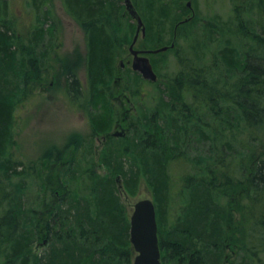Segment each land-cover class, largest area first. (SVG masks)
<instances>
[{"label": "trees", "instance_id": "trees-1", "mask_svg": "<svg viewBox=\"0 0 264 264\" xmlns=\"http://www.w3.org/2000/svg\"><path fill=\"white\" fill-rule=\"evenodd\" d=\"M8 1L0 0V179L4 178L11 185L14 176L29 175L26 169L25 172L18 170L21 162L13 159V130L18 107L36 94L47 77L46 27L51 0L28 3L36 14L35 22L28 27H21L12 17ZM147 1V40L153 43L154 37L165 29L168 18L167 12L159 11L156 4L166 10L173 4L167 0ZM63 2L71 16L87 30L88 47L84 62L86 84L69 69L68 91L75 99L98 108L108 102L106 93L111 90V80L122 73L118 67L119 49L129 43L132 29L128 24L132 28L134 25L129 22L122 0ZM258 8L262 17L258 23L260 34L252 30L255 27L251 24V30L240 35L250 48L238 56L244 59L243 63H237L224 48L216 53L218 62L213 58L212 69L217 66L220 71L225 66L227 71L218 76L211 75V69L197 59L203 51L201 40L205 34V31L199 32L198 38L187 45L188 50L179 54V57L185 56L179 59L169 86L166 84L162 90L161 84H153L160 90L159 103L154 109L145 104L138 106V115L131 124L135 137L130 142L112 139L100 155L99 162L118 166V173L124 177V192L128 195L137 196L136 187L141 180L148 181L153 187L162 264L167 259L173 264H218L215 254L220 253L222 259L226 249L222 241L228 225L235 220L233 206H237L242 217L249 221V238L244 246L253 257L264 253V159L252 155L264 138V0H258ZM214 30L213 27L206 29L212 35ZM234 72L240 73L236 80L230 78ZM135 83L133 95L143 96L145 81L138 76ZM106 113L90 117L97 135H107L114 124L110 112ZM236 132L241 135L239 144L229 142L236 138ZM226 136L229 140L225 142ZM170 140H174V149L166 146ZM201 142L208 143L207 152L200 154V150L191 157L189 153L200 148ZM237 146L241 150L236 155ZM54 161L63 166V174L50 185L55 187L62 181L57 192L62 196L63 204L74 202H68V210L58 206L53 210L45 205L47 214L43 217L37 214L33 223L22 226L20 223L25 217L22 207L8 208L0 219V244L12 248L10 257L14 264H31L32 247L26 239L31 236L30 225L35 232L34 238L46 237L54 242L48 254L37 258V264H89L96 254L100 255L92 264H120L134 250L128 219H122V209L118 207V193L121 192L114 177L103 178L93 172V176L86 177L90 181L89 193L95 195L97 205L93 214L95 223H92L89 222V209L84 208V214L81 213L75 201L78 193L69 191L71 179L63 177L70 169L69 160L57 156ZM177 161L178 164L188 162L186 169L192 167L194 172L183 171L178 185L173 183L169 172L171 164ZM132 168H138L142 173L132 174ZM129 169L131 171H125ZM6 182L0 180V205L7 203L11 196ZM18 194L22 195L19 189ZM80 216L86 221L83 226H91L88 231L81 228L82 235L88 238L89 248L76 250L80 240L74 237L75 234L78 236L75 227ZM58 228L60 231L57 232ZM98 243L103 248L96 250L94 247Z\"/></svg>", "mask_w": 264, "mask_h": 264}, {"label": "rangeland", "instance_id": "rangeland-1", "mask_svg": "<svg viewBox=\"0 0 264 264\" xmlns=\"http://www.w3.org/2000/svg\"><path fill=\"white\" fill-rule=\"evenodd\" d=\"M30 1H8L12 12L11 15L21 27H28L35 22L36 14L28 6ZM167 1H171L173 4L169 10L163 9L160 4H156L159 11L167 12L168 14V18L165 19V29L154 37L153 43L148 42V33H146L145 37L141 33L134 47L140 51H153L168 47L165 52L142 55L147 56L152 62L158 80H145L141 73L133 70L134 56L130 52V46L135 37L137 22L128 16L129 22L134 25V28L128 24L132 29L129 43L123 44L119 49L118 67H121L122 73L111 80V90L106 93L108 102L98 108L89 102L75 99L68 91L67 71L69 69L74 71L80 80L86 84L84 62L88 51L87 30L67 11L63 0L50 1V9L47 11L49 12L47 13L49 24L46 27L48 31L46 42L49 49L47 52L48 59L46 58L47 77L36 94L18 107L13 130L15 141L11 150L13 159L21 162L18 170H24L25 172L26 169L29 175L24 173L22 177L14 176L10 183L11 185L1 177L2 183H7L11 196L9 197L10 199L8 198L7 203L0 205V219L8 208L13 210V206L16 205L21 206L25 214V220L23 219V223H20V226L26 223H33L37 214L40 217L47 214L48 209L45 208V205L53 210L57 206L62 207L61 209L63 210L69 209L68 204L74 201H68L69 203L63 204L62 196L57 192V186L59 184L63 185L62 181L57 183L55 187L50 185L55 183L56 179L63 174V166L54 161L57 156H61L65 160L68 159L70 164V169L63 176L65 180H67V177L71 179L69 191L78 193V198L75 201L80 206L81 213L84 212V208L89 209L91 221L86 219L95 223L96 217L93 214L97 211V205L94 199L95 195L91 196L89 193L91 190L90 181L86 177L92 175V172L99 174L103 178L113 176L116 184V180L120 177L122 185H124V177L118 173V166L99 162L100 155L106 144H110L112 139L117 141L116 139L120 138L119 140H128L130 142L135 137V131H133L131 124L132 120L138 115V106L145 104L146 107L154 109L155 104L159 103L158 95L160 90L159 88L156 89L153 84H161L162 90H165L166 84L169 86L170 79L176 74L179 59L185 56L180 55L179 57V54L188 50L187 45L192 44L193 40L198 38L199 32L205 31L204 39L201 40L203 51L197 59L199 58L205 67L211 69V75L218 76L220 72H225L227 69L225 66L221 67L220 71L217 70L219 69L217 66L212 69L215 65L213 58L217 62L219 60L216 53L222 52V49L225 48L228 50L227 53L236 59L237 63H243L244 59L238 56L244 55L250 48L246 45V39L241 38L240 35L247 34L251 30V24L256 28L252 30L257 31L258 34L261 32L258 23L262 20V17L258 8V0ZM122 2L125 5L124 0ZM132 2L143 17L147 32L148 1L132 0ZM211 27L215 29L213 35L210 31H206L207 28ZM233 50L235 53H233ZM123 64L125 67L122 66ZM239 70L241 71V69ZM135 72L145 81L143 84V96H136L132 93V89L136 84L135 80H138ZM159 75L163 76V78H159ZM239 76L240 73L238 72L230 74V78L232 77L234 80ZM166 99L170 100L168 96H166ZM106 112H110V116L115 120L114 124L107 135H97L90 117L92 114H105ZM113 134L119 137H115ZM84 138L86 139L85 142ZM240 138L241 135L236 132V138L230 139L229 142L239 144ZM228 140L229 138L226 136L223 141L226 142ZM195 142L197 141L195 140ZM201 145L200 148L196 147V150H191L189 155L194 157L200 150V154L206 153L209 148L208 143L201 142ZM166 146L174 149V140H170ZM239 150L241 149L237 146L236 155ZM252 155L254 158L264 159V138ZM125 156L123 154V157ZM166 157L167 155L164 156V158ZM188 164V162L186 164H178V161L171 164L169 172L172 175L174 184L178 185V178L183 174V171L194 173L192 167L186 169L185 166H188ZM125 171H131V169ZM135 172L142 173L138 168H132V174H136ZM18 189L22 195L18 194ZM136 190L138 194L135 197L124 192V186L123 195L118 193V207L121 206L122 219L125 217L128 219L129 235L133 203L142 199L154 201L153 187L148 181L141 180ZM232 210H234L232 213H234L233 217L235 220L232 225H228L225 239L222 241L226 249L223 250L222 259L218 252L215 254V259L218 258V264H264V253H259L253 257L252 253L244 246V243L249 238V221L242 217V213L239 212L237 206H233ZM52 221L51 228L55 226L54 220ZM76 222L77 226L75 228L78 236L75 234L76 236L74 237L80 240L76 250L88 249V238L82 235L81 228L88 231L91 226L86 224L83 226L86 221L81 216L77 218ZM98 228H101V225ZM28 231L31 236L26 239L32 247L29 259H31V264H37V258L48 254L53 249L54 242L48 241L46 237L39 240L34 238L35 232L30 225L28 226ZM58 231H60L59 228L57 229ZM17 234H19V231L15 235L17 236ZM99 237H92V240L95 241ZM57 245L62 248L60 243H57ZM0 247H4L0 248V264H14V259L10 257L12 248L8 244H0ZM94 248L98 250V248H103V245L98 243ZM99 255L96 254V257H92L89 260V264L95 263V259ZM135 256L136 254L131 250L129 256L127 255L125 259L121 260L120 264H134ZM165 264H173V262L167 259Z\"/></svg>", "mask_w": 264, "mask_h": 264}, {"label": "water", "instance_id": "water-1", "mask_svg": "<svg viewBox=\"0 0 264 264\" xmlns=\"http://www.w3.org/2000/svg\"><path fill=\"white\" fill-rule=\"evenodd\" d=\"M124 3L129 16L137 22L135 37L130 46V52L134 56L133 70L141 73L145 80L157 81L158 77L150 59L140 56L141 52L134 48L140 34L142 33L143 37L146 36L145 23L136 10L132 0H124ZM167 49L168 47H164L145 53H161ZM116 181L122 192L123 185L121 178L119 177ZM130 223V242L136 254L134 264H162L157 213L154 202L150 199H142L133 203Z\"/></svg>", "mask_w": 264, "mask_h": 264}, {"label": "flooded vegetation", "instance_id": "flooded-vegetation-1", "mask_svg": "<svg viewBox=\"0 0 264 264\" xmlns=\"http://www.w3.org/2000/svg\"><path fill=\"white\" fill-rule=\"evenodd\" d=\"M138 51H140V50H138ZM140 52H141V54H140V55L142 56V55L146 54L145 52H147V50L140 51ZM123 67H124V66H123ZM117 137H119V136H117Z\"/></svg>", "mask_w": 264, "mask_h": 264}]
</instances>
